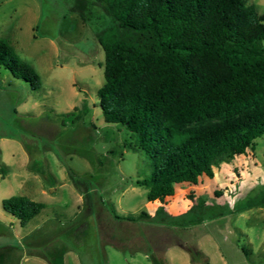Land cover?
Wrapping results in <instances>:
<instances>
[{
    "label": "rangeland",
    "instance_id": "374dc122",
    "mask_svg": "<svg viewBox=\"0 0 264 264\" xmlns=\"http://www.w3.org/2000/svg\"><path fill=\"white\" fill-rule=\"evenodd\" d=\"M248 1L264 15V0ZM74 3L0 0V39L42 81L34 90L0 67V264H36L40 238L47 250L65 246L69 264H152L153 253L192 264L191 251L199 264H264V207L255 204L264 194V136L214 180L176 185L165 207L149 202L133 183L151 179L152 161L126 128L104 120V53ZM18 195L46 204L27 227L3 208ZM143 211L147 221L113 220H140Z\"/></svg>",
    "mask_w": 264,
    "mask_h": 264
},
{
    "label": "trees",
    "instance_id": "16d2710c",
    "mask_svg": "<svg viewBox=\"0 0 264 264\" xmlns=\"http://www.w3.org/2000/svg\"><path fill=\"white\" fill-rule=\"evenodd\" d=\"M71 11L104 53L97 97L105 122L126 128L152 161L151 179L133 183L148 188L149 202L165 207L176 185L214 180L264 136V15L248 0H75ZM0 67L34 90L42 87L34 67L4 39ZM255 204L264 207V194ZM3 208L26 227L46 205L18 195ZM142 217L113 220H148ZM67 252L55 246L41 255L64 264ZM149 259L166 264L154 253Z\"/></svg>",
    "mask_w": 264,
    "mask_h": 264
},
{
    "label": "crops",
    "instance_id": "0c3cea01",
    "mask_svg": "<svg viewBox=\"0 0 264 264\" xmlns=\"http://www.w3.org/2000/svg\"><path fill=\"white\" fill-rule=\"evenodd\" d=\"M133 187H135L134 185H133ZM137 188H143V187H137ZM146 189V196H147V193H148V188H145ZM145 196V197H146ZM147 198V197H146ZM43 204H45V203H43ZM46 205V204H45ZM46 209V208H45ZM44 209V210H45ZM43 210V211H44ZM42 211V212H43ZM41 212V213H42ZM143 213H145L146 214V216H148L147 215V213L146 212H141V214H143ZM39 216V215H38ZM36 218V217H35ZM119 222V221H118ZM120 223V222H119ZM46 225V224H45ZM27 227V226H26ZM43 227L44 226H41V227H38L37 229H35L33 232H31V233H29L28 234V236L29 235H31L32 233H38L41 229H43ZM48 231H50V228H48ZM50 233H53V232H49V234ZM23 237H26L25 235L23 236ZM48 237V236H47ZM46 240L44 239V238H40V239H37V241H35L34 243H33V245L37 248V250L36 251H39V253H31V259L33 260V261H35L34 263H36V264H49L48 263V261L45 259V258H43L42 257V251L41 250H39L40 248H41V246L43 245L45 248L44 249H46ZM55 247V246H54ZM50 249V248H49ZM47 250V249H46ZM71 256V253L68 251L67 253H66V255H65V257H64V264H69V257Z\"/></svg>",
    "mask_w": 264,
    "mask_h": 264
}]
</instances>
